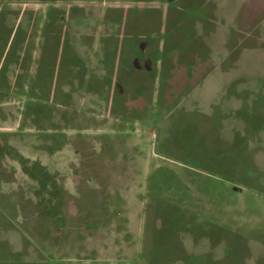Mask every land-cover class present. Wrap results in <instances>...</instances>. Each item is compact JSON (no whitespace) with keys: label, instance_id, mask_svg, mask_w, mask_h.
Segmentation results:
<instances>
[{"label":"rangeland","instance_id":"1","mask_svg":"<svg viewBox=\"0 0 264 264\" xmlns=\"http://www.w3.org/2000/svg\"><path fill=\"white\" fill-rule=\"evenodd\" d=\"M0 264H264V0H0Z\"/></svg>","mask_w":264,"mask_h":264},{"label":"crops","instance_id":"2","mask_svg":"<svg viewBox=\"0 0 264 264\" xmlns=\"http://www.w3.org/2000/svg\"><path fill=\"white\" fill-rule=\"evenodd\" d=\"M68 10H69L70 12L72 11L73 13H75V11H74L73 9H72V10L68 9ZM150 10H152V9H150ZM66 16H67V14L65 15V17H66ZM134 35H137V34H134ZM71 36H72V35H71ZM72 37H73V36H72ZM74 37L77 38V35H75ZM152 55H153V53H150V54H149V57H150V58H149V61H151V62H152V60H153V59H152ZM134 60H135V61H134ZM130 61H131V63L135 62V66L137 65V63H138L139 65H140V63H141V62H139V61L136 59V57H134V59L131 58ZM151 62H150V63H151ZM152 63H153V62H152ZM152 65H153V64H152Z\"/></svg>","mask_w":264,"mask_h":264}]
</instances>
